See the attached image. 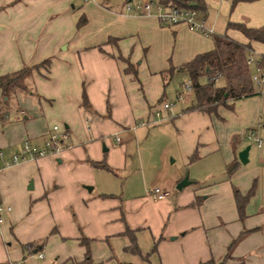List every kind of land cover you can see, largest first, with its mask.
Returning <instances> with one entry per match:
<instances>
[{
	"label": "crops",
	"instance_id": "1",
	"mask_svg": "<svg viewBox=\"0 0 264 264\" xmlns=\"http://www.w3.org/2000/svg\"><path fill=\"white\" fill-rule=\"evenodd\" d=\"M88 1L94 0H0V75L50 61L47 70L39 67L28 80L37 97L16 95L8 112L14 120H0V148L18 150L23 140L42 145L52 125L66 134L63 150L56 156L25 159L0 171V203L10 206L0 222V264H84L81 237L89 239L94 264L223 261L227 246L243 229L263 226L235 245L227 263L261 264L255 259L264 258V182L256 184L242 221L237 218L233 190L244 194L258 176H264V157L263 174L259 168L238 165L228 175L226 165L233 159L244 165L250 162V148L246 163L238 159V152L246 146L238 135L222 136L213 113L185 111L193 100L192 92L190 104L183 105L179 113L170 116V111L162 108L166 87L158 72L163 69L150 71L144 46L150 43L144 33L167 28L153 14L124 12L123 3L109 7L111 10L106 9L107 4L96 8ZM204 1V19L210 28L223 23L224 32L242 34L227 29V23L264 25V0L240 1L230 12L228 0ZM90 9L104 20L94 30L87 28L84 15L89 19ZM80 15L85 23L76 27ZM171 28L183 44L181 59L174 66L211 48L208 37L184 24ZM108 37L119 39L114 45L105 43ZM243 37L238 41L248 42ZM251 43L254 51L264 55V43ZM118 53L136 64L138 80L123 72L125 65L115 58ZM82 92L86 106L82 105ZM233 109L234 104L228 110ZM154 110H160L162 117L155 118ZM238 112L237 118L252 122L253 115L247 118L243 106H237ZM156 120H170L178 131L181 164L158 176L159 184L154 185L169 190L170 196L153 199L151 187L144 182L137 191L112 188L113 179L103 173L114 175L112 168L122 165L124 144L135 138L140 125ZM222 137H226L223 145ZM195 151L198 157L190 161ZM198 161H205L203 171L188 175L189 184L178 190L177 183ZM91 162H102L107 168ZM217 162L221 163L219 173ZM222 171L221 181L205 185L214 178L209 177L221 176ZM242 173L251 176V183L235 187L232 181ZM125 228L134 230L140 252L148 253L146 259L123 251ZM24 244L32 248L24 250Z\"/></svg>",
	"mask_w": 264,
	"mask_h": 264
},
{
	"label": "rangeland",
	"instance_id": "2",
	"mask_svg": "<svg viewBox=\"0 0 264 264\" xmlns=\"http://www.w3.org/2000/svg\"><path fill=\"white\" fill-rule=\"evenodd\" d=\"M141 1L143 0H131L128 3L130 5H134L136 2ZM88 2L94 7L97 6L98 8H101V6L105 7V5L107 4L106 9L114 10L113 8L109 7H112L115 4L120 5L122 3L124 7L126 1L94 0ZM237 3L233 5L232 0H228V11L230 12L233 9L235 11V5ZM78 5L79 4H77V6ZM155 5L156 2L152 0V4L150 6V14L154 15L156 13ZM77 6H75V9ZM124 12L135 14L133 12H127L125 10ZM84 15L87 19V28L89 30H94L96 27L100 26L101 22L104 21L98 12L91 9L89 10V19L86 13ZM156 21L158 22L157 19ZM225 25L222 23L219 24V26L216 25L211 28L215 34H220L225 31ZM163 26L167 28L163 32H150L148 30L144 33L145 40L149 41L150 43L144 45L147 49V52H149L148 55L150 57V61H148V64L151 69L150 71H158L160 69L167 68L170 65H176V62L181 59V56L183 54V51L180 50L181 46L183 45L182 41H179V38L176 39L175 30L171 28L173 25L169 26L167 24H163ZM187 29L189 28L187 27ZM199 33L209 38V40L211 41V48H209L208 50L212 49V35L206 36L201 32ZM227 33L237 40L244 39L243 35L236 31L228 30ZM261 48L262 47L258 45L257 51L260 52ZM181 63L182 62H179V64ZM40 68L43 69L44 66H41ZM184 81H187V77L184 75V73H177L165 88L164 100H167L171 104V108L169 110L170 116L179 113L183 105L190 104L191 102V92H189L187 95H184L180 100H178L176 97L177 92H181L183 90L182 83ZM237 101L234 102V109L232 111L228 110L224 106L218 107L216 113L212 114V119L214 120V122H220L219 127L222 136H228L229 133L232 132V134L238 135L241 144L250 146V162L247 165L239 164V166L245 167L246 169L254 167L259 168L263 174L262 160L264 157V149L257 147L252 140L247 139L246 132L251 130L255 131L260 138L264 139V96L254 95L239 99ZM11 104H15L14 99L11 100ZM237 104L243 106L244 110L248 114L247 118H250V116L253 115L252 122L248 121L247 123V121H242L241 117L237 118V116L239 115V112L237 113ZM239 110H241V107L239 108ZM222 118L224 119L222 120ZM13 120L14 116L12 113L8 114V117L4 119L5 122ZM143 121L144 120H140V122ZM138 128L141 129H138L139 133H137L135 138H132L131 141L124 144L125 150L124 152H121L122 165L112 168L114 172L113 174L115 176L111 173H103V176H107V178L109 177L113 179V182H111V187H115L118 191L121 189V187L123 188V186L124 188H126V190L130 189L132 191H137L141 189V185L143 184V182L152 189L154 185L159 184L157 181L158 176L166 175L168 173V169H175L181 164V156L178 151L179 149L177 145L178 131L175 129L172 121L168 120L165 122H159L158 120H156L152 124L143 123ZM225 142L226 137H222L220 143L223 145ZM204 163L205 161L194 162L192 164V168H188L186 170V173L190 175L194 174L196 170L200 172L203 171ZM219 165L221 166V163L217 162L216 166L218 167V173L219 171H221ZM164 168L166 169V171H164ZM223 175L224 173L221 176L209 177V179L212 177L214 178L208 181L205 185L210 184L213 181H221L224 178ZM226 177L227 179L230 178V176ZM251 180L252 179L249 174L247 175L242 173L240 176H236L234 178L232 184L235 187H243L249 185L251 183ZM263 182L264 176H258L256 184L259 185L261 183L262 185ZM31 255L35 256L36 253H33ZM262 258L263 257H257L255 260H257L258 262H262L261 264H264V258ZM223 261L225 264L229 262L228 259H225Z\"/></svg>",
	"mask_w": 264,
	"mask_h": 264
},
{
	"label": "trees",
	"instance_id": "3",
	"mask_svg": "<svg viewBox=\"0 0 264 264\" xmlns=\"http://www.w3.org/2000/svg\"><path fill=\"white\" fill-rule=\"evenodd\" d=\"M245 0H232V4ZM157 4L164 6H173L184 9L197 10L203 18L206 16L207 6L204 0H156ZM85 23L84 15H80L76 21V27ZM227 29H236L240 31L247 39L248 42L242 43L232 38L227 32L220 34H213V48L204 52L196 54L190 60L178 65H170L168 68L160 70L158 75L162 78L163 87H166L172 80L175 74L184 73L191 81L193 100L185 111L202 110L209 113H216L219 106H224L228 109L233 108L235 101L246 98L249 96L257 95L254 92V87L250 77V69L246 64L247 56L254 50L252 41L264 43V25L260 27H249L243 22H228ZM119 38L108 37L105 43L116 44ZM96 48L102 51L101 46L97 45ZM115 58L121 61L125 66L124 73L133 75L135 80L137 78L136 64L129 61L128 57H123L121 54H116ZM264 60V55H262ZM49 59L42 60L38 64L30 66L24 65L20 69L0 75V120L8 117L10 110L11 100L16 95L34 94L32 86L29 83L31 73L44 66L47 70ZM215 77L217 79H215ZM204 79V80H202ZM37 97V96H36ZM82 105L86 106V97L82 92ZM155 111V110H154ZM236 140L233 139L232 143L235 144ZM198 157L195 151L189 158L194 160ZM93 166H100L107 168L102 162H91ZM239 162L235 158L233 161L226 165V173L230 175L238 167ZM256 188V183L253 181L251 187L246 193H241L238 189L234 188L233 196L236 204L237 218L243 220L246 217L245 207L253 196ZM261 227H254L251 229H243L235 238L231 240L227 246L226 254L223 258L232 259L231 252L235 245L247 236L250 232L260 230ZM127 238V243L122 247L123 251L136 254L146 259L148 253L142 254L138 248L134 230L125 228L122 232ZM89 239L81 237L79 243L84 246V254L82 262L84 264H94L90 258L88 250ZM155 243H153L152 250ZM31 244L22 245V249L30 250ZM201 264H225L224 261H215L210 259L202 262ZM240 264H244L243 261Z\"/></svg>",
	"mask_w": 264,
	"mask_h": 264
},
{
	"label": "built area",
	"instance_id": "4",
	"mask_svg": "<svg viewBox=\"0 0 264 264\" xmlns=\"http://www.w3.org/2000/svg\"><path fill=\"white\" fill-rule=\"evenodd\" d=\"M126 0L124 10L133 12L139 15H149L152 0H143L130 5ZM156 13L154 14L160 24L175 25L185 24L190 30L201 32L207 35H213L212 28L206 25L205 19L201 14L194 9H184L173 6H164L156 3ZM263 54L252 51L246 59V64L250 69V77L254 87V92L257 95L264 96V60ZM215 79H217L215 77ZM183 90L177 92L176 97L178 100L182 99L184 95L192 92L191 81L182 83ZM162 108L170 110L171 104L167 100H163ZM155 118H160V110H155L153 113ZM246 138L252 140L257 147H264V139L260 138L255 131H247ZM66 139V134L58 131L57 125H52L47 138L42 145H37L23 140L18 150H4L0 148V171L9 169L16 165L18 162L25 159H35L44 155L56 156L63 150L62 142ZM150 196L155 200H162L170 196L171 192L167 189L160 187H153L150 191ZM10 210V206L0 203V222L2 221V213ZM39 257L42 254H38Z\"/></svg>",
	"mask_w": 264,
	"mask_h": 264
},
{
	"label": "water",
	"instance_id": "5",
	"mask_svg": "<svg viewBox=\"0 0 264 264\" xmlns=\"http://www.w3.org/2000/svg\"><path fill=\"white\" fill-rule=\"evenodd\" d=\"M249 148H250V146L249 145H247V146H245L243 149H241L239 152H238V154H237V156H238V159H239V161L241 162V163H246L247 162V160H248V151H249ZM189 182H190V180H189V178H188V174L186 173L185 175H184V177L177 183V185H176V188L178 189V190H180V189H182L184 186H186L187 184H189Z\"/></svg>",
	"mask_w": 264,
	"mask_h": 264
}]
</instances>
